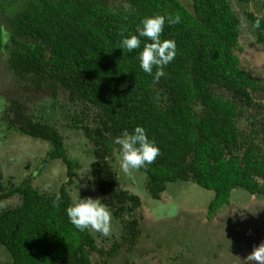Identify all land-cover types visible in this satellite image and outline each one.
Instances as JSON below:
<instances>
[{
    "label": "trees",
    "instance_id": "1",
    "mask_svg": "<svg viewBox=\"0 0 264 264\" xmlns=\"http://www.w3.org/2000/svg\"><path fill=\"white\" fill-rule=\"evenodd\" d=\"M190 5L192 10L180 0H120L116 5L107 0H0L10 29L6 34L0 22V52L7 53L8 67L53 98L63 89L82 102L78 127L98 146L88 181L116 217L141 205L137 193L119 185L110 161L118 153L115 139L137 126L160 149L153 164L138 169L146 175L152 198H159L168 182H194L212 191L211 218L230 203L232 190L264 194V149L256 140L264 132V103L254 96L256 91L264 95V83L239 66V18L228 0H191ZM157 14L180 16L178 24L166 19L160 38L175 41L176 56L158 80L155 66L151 75L140 67L139 53L151 41L140 37V48L130 53L120 48L123 38L138 35L144 18ZM246 14L257 41H264V16ZM20 107L7 128L49 141L40 163L61 158L67 180L56 192L38 190L29 176L18 183L0 182V202L20 198L16 205L0 206L6 264H106L123 244L132 247L142 229L135 218L122 219V241L108 249L98 246L88 229L74 227L66 212L73 203L67 187L78 163L67 155L53 125L32 120ZM254 108L258 113L251 112ZM92 251L99 253V261L92 262ZM130 258L123 254L121 263L131 264Z\"/></svg>",
    "mask_w": 264,
    "mask_h": 264
},
{
    "label": "rangeland",
    "instance_id": "2",
    "mask_svg": "<svg viewBox=\"0 0 264 264\" xmlns=\"http://www.w3.org/2000/svg\"><path fill=\"white\" fill-rule=\"evenodd\" d=\"M107 1L112 5L120 2ZM180 1L192 10L191 0ZM228 2L239 18L238 44L242 49L235 51L239 66L264 83V41H257L256 31L246 14L251 11L263 17L264 0ZM0 22L3 31L8 34L10 29L1 13ZM7 57L6 52H0V182L18 183L29 176L32 186L38 190L56 192L67 180L66 165L61 158L50 159L44 165L40 163L51 147L49 141L7 128V123L18 116L14 113L18 104L23 115L53 125L62 137L67 155L78 163L72 183L67 187L71 200L77 193L79 198H100L99 192L88 181L95 162L93 152L98 146L87 136L83 127H78L83 118L82 102L71 98L63 89L53 98L49 91L36 88L32 81L22 80L8 67ZM259 95L260 92H254L256 99L261 98L264 103V95ZM258 110L254 108L251 112L258 113ZM91 121L96 126L93 119ZM256 140L262 143L264 149V132ZM110 161L119 185L137 193L141 205L122 218L111 213L108 235L88 230L98 246L108 249L112 242L122 241L121 234L125 229L122 219L135 218L142 229L132 247L123 244L120 254L108 259L106 264H122L123 254L131 257V264H243L253 247L264 242V194L232 190L230 203L221 206L208 219L207 206L212 198L211 190L191 181L178 180L166 183L159 198H152L146 190V175L143 172L132 170L124 173L120 167L119 154L115 151ZM40 164L41 170L38 169ZM19 202V196L13 195L2 200L0 206ZM90 257L94 263L101 256L92 251ZM8 260L9 254L0 245V264H6Z\"/></svg>",
    "mask_w": 264,
    "mask_h": 264
},
{
    "label": "clouds",
    "instance_id": "3",
    "mask_svg": "<svg viewBox=\"0 0 264 264\" xmlns=\"http://www.w3.org/2000/svg\"><path fill=\"white\" fill-rule=\"evenodd\" d=\"M125 7L130 8V5H125ZM166 19L169 24L180 23L179 14L174 18L158 14L146 17L141 21L142 27L136 29L138 35H130L121 40L120 48L128 53L140 48V37L151 41L145 43L139 53L140 67L145 73L151 75L155 66V79L157 80L165 75L164 66L174 60L176 56L175 41L170 39L161 41L160 38ZM256 27H259V20L256 22ZM121 35L123 36V32ZM114 143L119 146L117 150L119 162L124 173L151 165L160 155V149L148 139L145 129L141 126L135 127L131 133L125 132L122 136H118ZM57 201H59V195H57ZM66 212L70 222L79 231L91 229L103 235H108L110 232L111 212L100 198H79L77 193L73 196V203L67 207ZM250 262L264 264V242L253 247L243 264H250Z\"/></svg>",
    "mask_w": 264,
    "mask_h": 264
},
{
    "label": "flooded vegetation",
    "instance_id": "4",
    "mask_svg": "<svg viewBox=\"0 0 264 264\" xmlns=\"http://www.w3.org/2000/svg\"><path fill=\"white\" fill-rule=\"evenodd\" d=\"M159 230H155V232H158Z\"/></svg>",
    "mask_w": 264,
    "mask_h": 264
},
{
    "label": "crops",
    "instance_id": "5",
    "mask_svg": "<svg viewBox=\"0 0 264 264\" xmlns=\"http://www.w3.org/2000/svg\"><path fill=\"white\" fill-rule=\"evenodd\" d=\"M213 195V194H212Z\"/></svg>",
    "mask_w": 264,
    "mask_h": 264
}]
</instances>
